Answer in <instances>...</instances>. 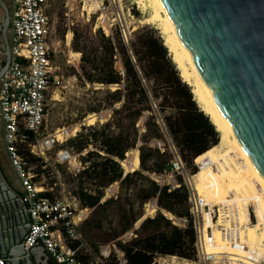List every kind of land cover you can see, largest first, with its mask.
Returning <instances> with one entry per match:
<instances>
[{
	"label": "trees",
	"instance_id": "16d2710c",
	"mask_svg": "<svg viewBox=\"0 0 264 264\" xmlns=\"http://www.w3.org/2000/svg\"><path fill=\"white\" fill-rule=\"evenodd\" d=\"M80 62L82 63L81 75L88 82L101 84L104 87L109 98L108 108L112 115L110 120L98 127V130L92 129L93 135L83 137L80 133L76 136V141L79 140L78 145L76 143L78 153L90 145L91 137L104 154L99 155L95 151L87 150L84 156H81L80 163L83 169L73 176L77 181L74 197L81 207L92 209L98 206L103 190L114 182L124 186L130 175L142 177L141 172L160 173L167 168L168 159L162 158L164 154H159L156 149L147 147L149 140L159 136L157 120L171 138L181 160L187 166H191L194 158L196 163L200 162V171L195 178V187L199 195L209 197L212 192L215 193L214 199L220 194L227 198L230 185L237 184L244 188L243 180L232 166L220 167L218 134L205 114L199 110L191 89L179 77L167 50L154 31L140 29L126 43L118 35L103 38V43L97 48L92 49L88 54L81 53ZM116 62L120 64V70L115 69ZM79 77L82 79V76ZM110 87L113 88L110 89ZM116 104H118L117 107ZM155 111L160 114L157 120L154 116ZM143 116L144 133L140 136L136 125ZM122 121L126 123V128L129 130L126 135L122 136L123 133L120 131L110 132L113 126L120 129ZM1 130L0 145L3 146L2 150L6 154ZM95 133L98 134L97 138ZM137 141L139 144L136 143ZM133 149L138 151L140 171L136 170L131 174L126 171V174L122 176L123 169L120 164L123 165L124 154ZM23 157L28 163H37V168L42 165L39 159L26 152ZM91 157L94 159L89 162ZM153 157L157 158V162L152 160ZM149 160H152V164L148 167ZM119 161H121L120 164ZM85 163L88 165H84ZM210 163L216 164L215 170H211L210 167L202 170ZM138 168L135 165V169ZM85 183L93 186V189H86L83 186ZM246 194L243 191L240 196ZM39 195L49 197L47 192ZM151 198L156 199L158 209L170 213L173 217H187L183 189L166 192L165 187L159 188L151 181L144 200ZM108 202V200L104 201L102 205ZM153 210L152 207L151 210L146 211L150 214ZM139 216L132 215L124 231L128 230L131 223ZM245 219L248 225L255 224L248 223L246 213ZM217 223L220 225V222ZM217 223L215 228L209 225L212 228L210 231L212 243L219 239ZM149 230L150 232L137 236L138 231ZM133 234L135 235L133 239L119 245V250L123 254V264H155L154 259L158 256L193 259V235L190 227L178 229L160 213L142 220ZM238 234L239 246L243 247V251L239 250L240 254L246 253L251 247L256 248L258 252H264V238L259 229L254 227L238 229ZM221 244L225 254H229V259L237 254L230 243L223 244L221 241L216 244L217 250ZM103 264L118 263L111 254Z\"/></svg>",
	"mask_w": 264,
	"mask_h": 264
},
{
	"label": "built area",
	"instance_id": "2783aa9c",
	"mask_svg": "<svg viewBox=\"0 0 264 264\" xmlns=\"http://www.w3.org/2000/svg\"><path fill=\"white\" fill-rule=\"evenodd\" d=\"M10 2L9 63L0 79V124L4 150L22 187L21 202L26 205L25 212L29 220V227L22 242L23 250L40 247L55 264H99L97 258L85 261L77 255L80 247L77 244L79 241L77 229L87 218L89 209L81 207L74 196L68 198L40 196L39 194L46 190L42 186L36 187L33 182L34 175L29 173L26 160L20 151L39 159L43 169L48 161L46 158L48 152L54 146L64 143L67 136L62 134L60 139H57L55 132L45 136L39 133L46 116V97L52 69L47 45L49 21L46 15V0H10ZM105 2V6L100 2L97 8L99 16L105 17L103 21H106L104 19H107V14L112 18L113 16L118 18L120 14L123 19L124 6L121 0ZM124 9L125 15L131 17L130 9ZM112 18V23L108 25L109 29L117 28L124 39L122 25ZM163 134L165 146H160L155 141L153 143L160 153H168L170 159L167 168L160 173H151L150 179L159 188L165 187L166 192L183 189L187 217H170L169 221L177 228L190 227L193 235L194 264H264V252H258L256 248L251 247L244 254L239 252V250L243 251V247L239 246L240 242L237 239L239 234L236 222L239 221L240 212L236 205L214 201L215 193L212 192L208 198L200 196L195 187L196 174L201 167L200 162L196 163L194 158L191 166H187L181 160L177 148L165 129ZM53 162L64 163L73 176L83 169L76 155L67 147L54 153ZM208 165L211 170H215V163ZM227 195L229 198L233 193L228 192ZM240 199L242 201L243 197ZM243 201L248 223H255L254 203ZM218 219L225 224L217 226L218 241L209 243V238L212 236L209 234L211 227H216ZM204 233L208 235L207 242L204 241ZM220 241L223 244L230 243L236 249L237 254L231 260L228 258L229 254H225L222 244L217 250L216 244ZM109 253L110 248L101 247L99 257L106 258ZM115 253L116 262L123 264L122 252ZM3 263V259L0 258V264ZM157 264H166V260L159 258Z\"/></svg>",
	"mask_w": 264,
	"mask_h": 264
},
{
	"label": "rangeland",
	"instance_id": "374dc122",
	"mask_svg": "<svg viewBox=\"0 0 264 264\" xmlns=\"http://www.w3.org/2000/svg\"><path fill=\"white\" fill-rule=\"evenodd\" d=\"M83 1L84 0H46V15L49 21L47 45L52 69L50 85L46 97V116L39 133L45 136L55 132L57 139H60L62 134L67 136V139L64 143L54 146L53 149L48 152L46 155L48 161L43 169H41V166L37 168V163H28L26 161V164L29 173L34 175L33 182L36 187L42 186L43 189L46 190L45 192L49 194V197L52 198L60 196L68 198L74 196L77 186V181L73 178V175L68 172L66 165L64 163L57 164L53 162L54 153L61 148L67 147L76 155V159L79 163L81 156H84L87 150L95 151L99 155H104L97 147V142L93 141L91 137L89 140L90 145L82 150V152L78 153L76 151V146L79 140L76 141V136L80 133L83 137L93 135L92 129L98 130V127L110 120L112 116L111 110L108 108L109 98L106 95L104 87L101 84L88 82L85 77L81 75V53L88 54L89 51L97 48L99 44L103 43V38L112 37L114 35H118L119 38L126 43L135 32L143 28L154 31L161 40L159 31L156 29L152 18L147 16L148 9L144 11L139 10L131 0H121L122 6H124L123 19L120 14L118 18L114 16L112 18L107 14V19H104L106 20L104 21L105 28L96 22L97 17L100 15L97 9L99 6L96 8L95 13L87 16L85 11H81ZM95 1L99 2V4L102 2L104 6L106 5V0ZM131 2L132 5L129 4ZM124 8L130 9L131 17L125 15ZM111 18L122 25L124 29V39L117 28L109 29L108 25L112 23ZM114 67L116 70H120V64L118 62L114 64ZM79 76H82V79ZM112 88L113 87H110V89ZM115 106L117 107L118 104ZM154 116L157 120L160 114L155 111ZM143 120L144 116L139 119L136 125L140 136L144 133L142 125ZM157 121L159 136L149 140L147 147L150 146L149 148L156 149L159 154H164L162 158L169 160L170 155L166 152L160 153L153 143L155 141L159 143L160 146H165L164 128L159 120ZM120 127V129H117L113 126L110 128V132L117 133L120 131L123 133L122 136L129 132L124 121L121 122ZM82 128L84 129L82 130ZM94 135L96 138L98 137V134L95 133ZM136 143L139 144V141ZM151 145H153V147ZM1 150L2 146L0 145V157H4ZM20 151L22 155H24L25 152L22 150ZM125 154L127 160L122 161V164L125 166L121 165L123 171H127L129 174L136 170L140 171L138 168V151L133 149ZM218 154H220V151ZM93 159L94 157H91L89 162H92ZM156 159V157L152 158V160L155 161ZM152 160L148 161V167L152 164ZM84 165H88V163ZM135 165L138 169H135ZM228 165L232 166L233 170L237 172L233 164L229 162L222 163L220 160L221 168ZM208 167L209 165L202 170ZM237 174L243 180L239 172H237ZM150 175V172H141L142 177L130 175L124 186L119 185V182H114L103 190L102 198L98 203L99 205L89 209L87 218L78 226L79 241L77 244L80 245L77 250L78 257L85 261H91L97 258L99 264H103L111 254L116 258L115 252H121L119 250V245L135 237L133 231L138 229L140 223L145 218H152L155 214L160 213L161 216L170 223L169 218L173 216L164 210L154 207L152 204L154 198L147 201L144 200V196L149 190V182H151ZM243 184L244 188L237 184H232L228 191L233 193L232 196L240 197L243 191L248 193L247 185L244 180ZM83 186L89 190L93 189V186L88 183H85ZM217 189H219V187H217ZM200 196L208 198L204 195ZM107 200L109 202L102 205V203ZM152 207L154 208L153 212L148 214L146 210H151ZM132 215L140 216L131 223L128 230L124 231ZM217 225H219V223H217ZM146 232H150V230L145 232L138 231L137 236L140 237ZM129 234H131V236ZM204 239L205 242H207L208 235L205 233ZM101 247L110 248L108 257H99V250ZM157 258H164L166 264H194V256L192 260L175 256H158L154 259L155 264H157Z\"/></svg>",
	"mask_w": 264,
	"mask_h": 264
},
{
	"label": "water",
	"instance_id": "95a60500",
	"mask_svg": "<svg viewBox=\"0 0 264 264\" xmlns=\"http://www.w3.org/2000/svg\"><path fill=\"white\" fill-rule=\"evenodd\" d=\"M158 1L219 111L264 180V0ZM3 15L0 79L9 63V14L4 10ZM125 174L123 171L122 176ZM21 196L0 168L3 264H38L35 248L24 251L22 247L29 220ZM152 204L156 207V199Z\"/></svg>",
	"mask_w": 264,
	"mask_h": 264
},
{
	"label": "bare ground",
	"instance_id": "6f19581e",
	"mask_svg": "<svg viewBox=\"0 0 264 264\" xmlns=\"http://www.w3.org/2000/svg\"><path fill=\"white\" fill-rule=\"evenodd\" d=\"M131 1L139 10L144 11L148 9L147 16L152 18L156 29L159 31L163 46L175 65L179 77L191 89V94L199 110L205 114L218 134V147L221 155V162H229L233 164L247 185L248 193L245 196H240L243 197L242 201L240 197L225 198L222 195H218L214 201L224 202L226 205L231 206L236 205L240 212L238 217L240 226L239 221L236 222L237 226H239L238 229H249L250 227L257 228L260 230V233L264 238V180L237 141L229 122L219 111L209 88L199 77L190 55L186 48L181 44L174 27L159 1ZM132 2L129 4L132 5ZM98 6L99 2H96L95 0H84L81 11H85L86 15L89 16L90 14L95 13ZM96 22L104 26L103 16L97 17ZM103 28H105V26ZM243 200L252 201L254 203L253 210L256 217L254 225H248L246 222L245 203ZM218 221H220V224H225L220 219H218ZM225 226H227V224ZM237 239L239 240V237Z\"/></svg>",
	"mask_w": 264,
	"mask_h": 264
},
{
	"label": "crops",
	"instance_id": "0c3cea01",
	"mask_svg": "<svg viewBox=\"0 0 264 264\" xmlns=\"http://www.w3.org/2000/svg\"><path fill=\"white\" fill-rule=\"evenodd\" d=\"M10 8H11V2L10 0H0V26L2 24V21H3V14H4V10H6L9 14L10 12ZM7 39L9 40V30H8V33H7ZM2 62H3V57L1 55V39H0V67L2 65ZM0 127H1V124H0ZM1 130V128H0ZM1 133L3 135V132L1 130ZM3 137V136H2ZM3 147V146H2ZM3 152V156H1V161H0V168L2 169V173H3V176L5 177L6 181L10 184V186L14 189V190H17L19 193L22 192V187L20 185V182L15 174V172L13 171L10 163H9V160L6 156V154L4 153V151L2 150ZM34 259L35 261L39 264V263H44V264H55L47 255L46 253L40 248V247H35L34 249ZM158 259L156 260V263L158 262Z\"/></svg>",
	"mask_w": 264,
	"mask_h": 264
},
{
	"label": "flooded vegetation",
	"instance_id": "af4514ba",
	"mask_svg": "<svg viewBox=\"0 0 264 264\" xmlns=\"http://www.w3.org/2000/svg\"><path fill=\"white\" fill-rule=\"evenodd\" d=\"M8 38V37H7Z\"/></svg>",
	"mask_w": 264,
	"mask_h": 264
}]
</instances>
